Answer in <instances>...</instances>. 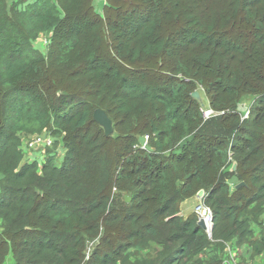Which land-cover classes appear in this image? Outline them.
I'll use <instances>...</instances> for the list:
<instances>
[{
  "label": "trees",
  "instance_id": "trees-1",
  "mask_svg": "<svg viewBox=\"0 0 264 264\" xmlns=\"http://www.w3.org/2000/svg\"><path fill=\"white\" fill-rule=\"evenodd\" d=\"M26 1L0 0V264H122L127 250L146 251L142 264H198L210 244L177 214L199 191L218 211L213 240L247 244L255 264L264 0H104L100 14L94 0ZM46 132L62 160L27 159L21 139ZM232 179L245 186L230 192ZM95 239L106 247L85 260Z\"/></svg>",
  "mask_w": 264,
  "mask_h": 264
},
{
  "label": "rangeland",
  "instance_id": "rangeland-1",
  "mask_svg": "<svg viewBox=\"0 0 264 264\" xmlns=\"http://www.w3.org/2000/svg\"><path fill=\"white\" fill-rule=\"evenodd\" d=\"M31 0H27V2H30ZM18 0H6L7 8L10 9L14 4H17ZM94 8L97 13H101L102 8L104 7V0H94ZM35 49L40 51L41 53H45L46 46H47V39L44 35H41L39 39L33 44ZM197 92L200 96V105L201 110L205 111H211L209 110L208 102L206 101V97L204 95V92L202 89L198 88ZM254 98L251 96H247L241 99L240 104L238 105L237 111L243 120V117L247 112H249L250 105L253 103ZM212 112V111H211ZM209 117V116H208ZM147 139V137H145ZM145 138L140 139V144L142 146H146L145 142L147 143V140ZM50 141V145L46 144L45 140ZM53 136H50L48 132L43 133L39 139L34 136L30 137H24L22 140V151L26 158H35L37 161L42 159V152H46L47 149L52 150V156L57 159V161H61L65 152L62 150L59 146H55L56 148H53V144L56 142L54 141ZM47 153V152H46ZM240 183L236 179H232L229 182L230 186V192L235 190V187L239 185ZM200 195V192L197 194ZM210 195L206 192H202L200 197L202 201L204 202L205 199L207 200ZM207 197V198H206ZM198 198V197H197ZM202 203L201 201L197 200L196 197L186 200L181 204V209L179 213L177 214V217H179L184 223H190L193 222L194 225L199 223V218L196 216L195 210H197L198 205ZM217 206L218 203H215ZM206 208H210L211 211L208 213V218L206 219L208 221V225L212 228L209 232V234H212L211 237L207 236L205 232L202 230V237L198 238L200 241L207 242L210 246L207 248H204L202 252L199 254H194L193 259L198 261V264H216L215 261H218V258L221 257L222 264H239V263H246V264H253V258L251 254L249 255L248 250L249 247H247V244L238 245L235 241L231 242H216L213 240V233L216 231V228L214 224L216 223L215 220V212H218L216 209H213L210 206H206ZM213 218V219H212ZM261 221V222H260ZM259 221L258 226L250 225V229L253 230L254 239L252 243H256L260 239V235H264V215L261 216V220ZM227 223V222H226ZM228 224V223H227ZM229 225V224H228ZM230 227V225H229ZM231 228V227H230ZM208 231V229H207ZM251 241V240H249ZM260 243V241H259ZM106 247V243L99 242L98 239L90 240L86 245V258L87 260L90 256H93L97 252H101ZM223 248V250H222ZM222 250V251H221ZM221 251V252H220ZM252 252V250L250 249ZM146 252V251H145ZM145 252H141L138 254L133 253L132 250H127L123 253V260H121L122 264H142V259L140 256L144 255ZM255 264H264V256L262 258L255 259ZM8 264H10L8 262ZM120 264V263H118ZM193 264V263H192Z\"/></svg>",
  "mask_w": 264,
  "mask_h": 264
},
{
  "label": "water",
  "instance_id": "water-1",
  "mask_svg": "<svg viewBox=\"0 0 264 264\" xmlns=\"http://www.w3.org/2000/svg\"><path fill=\"white\" fill-rule=\"evenodd\" d=\"M192 97L196 100H200V96L198 92H193ZM93 119L104 129L105 134L110 135L112 133V121L108 118L105 112L102 110H96L93 114ZM244 184L241 183L236 186V188H239L243 186ZM125 202L129 203L130 198L128 196L124 197ZM199 225L203 227V224L200 222Z\"/></svg>",
  "mask_w": 264,
  "mask_h": 264
},
{
  "label": "bare ground",
  "instance_id": "bare-ground-1",
  "mask_svg": "<svg viewBox=\"0 0 264 264\" xmlns=\"http://www.w3.org/2000/svg\"><path fill=\"white\" fill-rule=\"evenodd\" d=\"M241 184V183H240ZM244 186V185H243ZM241 186V187H243ZM236 188V187H235ZM240 188V187H239ZM238 189V188H236ZM200 195L203 191H199ZM198 192V193H199ZM197 193V194H198ZM200 195H196V199L201 201L202 203H200L197 207V210H195L194 213H196V216L199 218V223L201 222L203 224V227H201L199 225V223H197V225L210 237L211 234H209L210 230L212 229L209 225H208V221L206 220L208 218V213L209 211H211L209 208L207 209L206 206L204 205ZM198 197V198H197ZM213 219V218H212ZM208 229V231H207Z\"/></svg>",
  "mask_w": 264,
  "mask_h": 264
},
{
  "label": "built area",
  "instance_id": "built-area-1",
  "mask_svg": "<svg viewBox=\"0 0 264 264\" xmlns=\"http://www.w3.org/2000/svg\"><path fill=\"white\" fill-rule=\"evenodd\" d=\"M203 115H204V119L205 120H207L208 118H210L211 116H213L214 115V113L213 112H211V111H203ZM209 116V117H208ZM249 117V112H247L246 114H245V116L243 117V120L244 119H247ZM42 135V134H41ZM41 135H37V136H34V137H37L38 139H39V137L41 136ZM46 141V144H48V146L50 145V141H48L47 139L45 140ZM146 143V142H145ZM45 156H46V152H42V159L41 160H39L40 162H42V160H44V158H45ZM27 159H30V160H34L35 158H27ZM36 160V159H35Z\"/></svg>",
  "mask_w": 264,
  "mask_h": 264
},
{
  "label": "crops",
  "instance_id": "crops-1",
  "mask_svg": "<svg viewBox=\"0 0 264 264\" xmlns=\"http://www.w3.org/2000/svg\"><path fill=\"white\" fill-rule=\"evenodd\" d=\"M263 256H264V255H262V256H260V257H257V258H262ZM257 258H256V259H257Z\"/></svg>",
  "mask_w": 264,
  "mask_h": 264
}]
</instances>
